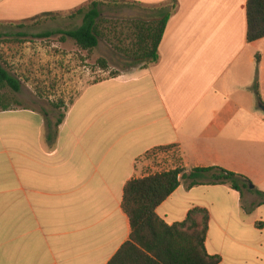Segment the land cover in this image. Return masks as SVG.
Here are the masks:
<instances>
[{"label":"crops","instance_id":"0c3cea01","mask_svg":"<svg viewBox=\"0 0 264 264\" xmlns=\"http://www.w3.org/2000/svg\"><path fill=\"white\" fill-rule=\"evenodd\" d=\"M93 2L133 4L150 16L161 6L176 10L159 61L84 87L55 142L33 110L43 116L34 133L3 135L7 116L30 111H0V264H108L131 236L124 188L161 172L143 161L156 149L179 150L187 172L218 167L264 193V38L247 39L248 0H0V28ZM33 52L46 57L39 44ZM261 201L182 181L157 214L174 225L207 209L210 255L264 264Z\"/></svg>","mask_w":264,"mask_h":264},{"label":"trees","instance_id":"16d2710c","mask_svg":"<svg viewBox=\"0 0 264 264\" xmlns=\"http://www.w3.org/2000/svg\"><path fill=\"white\" fill-rule=\"evenodd\" d=\"M102 3L104 2H93L71 15V18H83V24L78 29L64 33L48 32L39 37L49 38L62 34L88 52L95 50L100 40H106L117 53L133 62L130 67L157 63L159 47L176 5L153 9L155 17L152 20L117 21L102 18L100 10ZM45 16H54V14H44L41 17ZM247 18L248 41L263 39L264 0H248ZM25 26L26 24H22L18 27ZM4 38L5 34L0 31V45ZM99 63L104 70H108L105 60H99ZM118 75V73L114 74L113 77ZM98 82L100 81L94 83ZM5 89L19 93L21 83L4 67L0 57V91ZM255 90L258 92V84ZM2 104L0 111L11 109ZM65 117L66 114L60 116L54 131H51V124L45 117L47 139L51 143L55 142L58 129ZM182 181L186 183L188 189L203 185H227L242 196L243 190L247 189L262 199L259 205L264 204V193L255 188L251 189L253 183L248 178L218 167L199 168L187 172L180 166L144 178L133 179L124 188L122 202L123 211L130 220V240L108 264H221L222 258L218 255H210L206 248L210 227V214L207 209L194 208L185 221L174 225H168L157 214V209L180 187Z\"/></svg>","mask_w":264,"mask_h":264},{"label":"rangeland","instance_id":"374dc122","mask_svg":"<svg viewBox=\"0 0 264 264\" xmlns=\"http://www.w3.org/2000/svg\"><path fill=\"white\" fill-rule=\"evenodd\" d=\"M100 10L102 18L108 20H152L155 17L154 12L150 16L142 9L124 4L104 2ZM72 14L40 17L27 23L23 28L12 25L0 28V31L5 33L0 45L1 61L21 83L19 93H13L10 89L0 91V102L3 103H0V107L2 104L13 110L30 111L7 116L5 120L9 119V121L1 125L3 135L25 132L26 128L28 133H32L37 124L41 123L43 116L50 122L51 131H54L57 120L67 112L70 105L75 103L76 97L84 87L95 81L113 77L114 74H120L133 64L125 56L117 53L106 40H100L98 47L88 52L62 34L49 38L39 37L48 32L64 33L81 27L83 18H71ZM36 44L43 48L46 57L43 58L41 54L33 52ZM28 48H32V51L29 52ZM102 59L106 61L108 70L101 67L99 60ZM32 110L43 116L34 115ZM10 118L15 119L10 121ZM23 119L28 125L22 121ZM143 161L160 171L181 166L179 150L173 148L153 150ZM243 192L245 197L249 196L247 189ZM211 238L213 244L218 245L215 220L212 222ZM225 264L236 263H231L227 258Z\"/></svg>","mask_w":264,"mask_h":264},{"label":"water","instance_id":"95a60500","mask_svg":"<svg viewBox=\"0 0 264 264\" xmlns=\"http://www.w3.org/2000/svg\"><path fill=\"white\" fill-rule=\"evenodd\" d=\"M261 109L264 112V106L263 105H261ZM251 188L253 189V186H251Z\"/></svg>","mask_w":264,"mask_h":264}]
</instances>
